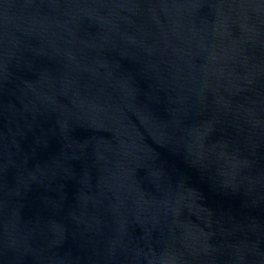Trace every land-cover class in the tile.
<instances>
[{"label": "water", "instance_id": "95a60500", "mask_svg": "<svg viewBox=\"0 0 264 264\" xmlns=\"http://www.w3.org/2000/svg\"><path fill=\"white\" fill-rule=\"evenodd\" d=\"M0 264H264V0H0Z\"/></svg>", "mask_w": 264, "mask_h": 264}]
</instances>
